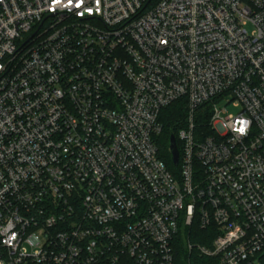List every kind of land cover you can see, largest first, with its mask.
<instances>
[{"label":"built area","instance_id":"1","mask_svg":"<svg viewBox=\"0 0 264 264\" xmlns=\"http://www.w3.org/2000/svg\"><path fill=\"white\" fill-rule=\"evenodd\" d=\"M195 223L260 264L264 0H0V264H174Z\"/></svg>","mask_w":264,"mask_h":264},{"label":"trees","instance_id":"2","mask_svg":"<svg viewBox=\"0 0 264 264\" xmlns=\"http://www.w3.org/2000/svg\"><path fill=\"white\" fill-rule=\"evenodd\" d=\"M205 117L209 114V107L205 108ZM188 115L187 101L180 100L162 111L160 121L163 125V131L157 138V144L162 160L165 162L169 171L178 174L180 166L173 163L172 153L170 151V139L176 138L177 149L181 156V145L178 139V133L185 128ZM210 230H203L197 223L179 235L175 243L174 264H212L209 258H201L195 251L188 250V243L198 244L206 247L211 246L213 236Z\"/></svg>","mask_w":264,"mask_h":264},{"label":"water","instance_id":"3","mask_svg":"<svg viewBox=\"0 0 264 264\" xmlns=\"http://www.w3.org/2000/svg\"><path fill=\"white\" fill-rule=\"evenodd\" d=\"M170 151L172 153L173 157V163L175 166H178L179 164V152L177 149V143H176V138L174 136L171 137L170 139Z\"/></svg>","mask_w":264,"mask_h":264},{"label":"rangeland","instance_id":"4","mask_svg":"<svg viewBox=\"0 0 264 264\" xmlns=\"http://www.w3.org/2000/svg\"><path fill=\"white\" fill-rule=\"evenodd\" d=\"M229 111L233 112L234 109L233 108H230ZM40 238H43V236H40ZM261 257H260V264H264V253L261 255Z\"/></svg>","mask_w":264,"mask_h":264}]
</instances>
